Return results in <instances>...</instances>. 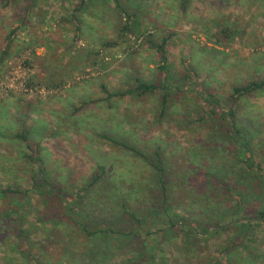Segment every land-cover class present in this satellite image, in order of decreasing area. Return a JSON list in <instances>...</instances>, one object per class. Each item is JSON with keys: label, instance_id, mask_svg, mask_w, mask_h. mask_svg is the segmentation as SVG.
<instances>
[{"label": "rangeland", "instance_id": "obj_1", "mask_svg": "<svg viewBox=\"0 0 264 264\" xmlns=\"http://www.w3.org/2000/svg\"><path fill=\"white\" fill-rule=\"evenodd\" d=\"M255 2L190 0L188 14L182 15L179 0H131L135 9L141 11L139 21L146 35L150 34L156 42L171 37L167 55L176 69L184 73L193 64L198 67L199 83L205 82L220 90L229 89L236 79L264 76V6L262 2ZM77 3L78 0H38L37 9L31 11L34 29L29 23L26 30H17L13 36L15 46L0 75V187L11 186L26 192L14 199L16 205H20L19 210L14 209L16 205L10 200L0 198V264H116L135 255L136 250L124 245L120 247L119 243L104 255H98L95 246L90 245L69 222L71 217L81 215L100 220L122 215L119 227L126 229L133 221L123 215V206H128L142 221L144 212L150 207L146 205L157 195L153 170L132 153L100 139L105 133L122 142L128 140L149 155L155 147H163L171 178L169 206L173 217L179 215L187 221L192 219L205 224L213 218V211L223 213L235 203L230 197H219V189L213 190L212 184L201 175L215 162L225 163L222 159L228 149L221 148L217 130L209 129L208 122L183 128V123L188 120L199 121L205 110L203 100L191 92L178 95L173 101L178 102L176 106L182 112L170 114L163 124L156 119L160 110L159 101H156L159 96L139 101L130 98L106 101L100 84H106L107 90L112 92L124 83L125 78L135 74H140L146 81L154 78L158 56L136 36L130 35L121 46L94 57L99 59V64L81 70L71 78L65 77L66 85L60 89H53L43 79L36 78L41 70V57L52 55L53 62L50 63L57 59L60 65L66 63L68 53L65 46L60 45L55 31L61 19L68 17ZM4 10L0 9V23H3L0 28L9 33L22 25L23 13L16 11L14 16ZM253 10H257L255 17ZM93 12H96L94 19L87 18L92 23V32L85 34L82 31L83 36L76 42L71 40L74 34H68L69 45L75 50L90 49L86 40L94 49H100L101 42L96 36L103 35L106 41L114 38L116 15L109 7ZM232 17L246 19L251 26L230 45L220 46L212 33L219 28L218 21L225 23ZM100 19L112 24L99 22ZM4 31H0V52L7 45ZM76 34L80 35V32ZM37 36L51 37L52 43L38 48L33 44ZM136 51L138 54L134 56ZM81 55L84 57L83 53ZM83 103L88 104L87 108L74 114V108ZM23 108V114L29 116V124L35 125L29 147L13 138L22 130L14 117ZM246 110L257 128L264 125V95L254 97L247 103ZM243 116L247 117L244 113ZM199 127L203 128L199 130ZM252 132L258 133L254 129ZM37 143H40L48 181L65 189L74 199L84 193L75 215L72 216L68 205L63 211L66 200H58L62 205L53 203L48 207L45 196L32 189L37 168L26 155L31 154ZM257 151L261 156L263 152L257 149L255 153ZM99 167L106 170L104 180L90 187ZM207 208L212 210L205 214L200 212ZM55 213L59 215L45 222ZM163 220L157 221L163 224ZM14 221H19L18 226L27 232L28 249L18 237ZM254 231L248 243L253 252L247 260L250 264H264V225ZM233 234L234 230L227 229L215 234L204 245L200 242L193 247L189 240L184 241L183 234L162 242L158 235L152 239L146 235L139 238L147 248L159 245L155 251L158 255L156 264H212L220 245ZM103 245L106 247L107 244Z\"/></svg>", "mask_w": 264, "mask_h": 264}, {"label": "trees", "instance_id": "obj_2", "mask_svg": "<svg viewBox=\"0 0 264 264\" xmlns=\"http://www.w3.org/2000/svg\"><path fill=\"white\" fill-rule=\"evenodd\" d=\"M179 1L181 14L187 15L190 9V0ZM258 1L262 2L264 6V0H256V2ZM37 6L38 0H0V9L4 8V13H12V15L16 11L23 13L20 27L11 30L9 33L0 28L1 32L4 31L6 33L4 40H7L5 50L0 52V75L3 72L6 61L11 56L12 48L15 46V38L13 36L17 30L20 28L26 30L29 23L34 22L31 15L33 12L31 11L37 9ZM134 6L131 0H128L127 3L125 0H78L68 17L61 19L59 28L55 31L61 42L60 45L65 46L64 49L68 53L66 63L63 65L58 64L57 61H60L59 59L54 61V63H50L53 60L52 55L41 57L39 59L41 70L36 78L43 79L53 89H60L66 85L65 77L71 78L75 73H79L81 70L85 71L87 68L99 64V59H93L94 57L103 55L104 51L121 46L127 42L130 35L136 36L137 40H141L142 43L145 42L158 56L156 60L157 67L153 72L154 78L146 81L140 74H135L132 77L125 78L124 83L120 84L112 92L107 90L106 84H100V90L105 94L106 101L115 102L117 99L125 98H130L131 101H139L150 96L154 98L159 96V100L156 101H159L160 110L156 115V119L160 124H163V122L167 121L170 114L178 115V113L182 112L181 108L176 106L178 102L173 101L177 99L178 95L191 92V94L203 100L205 110L202 111L199 121L188 120L183 123V128L187 129L190 126L208 122V124L210 123L209 129L217 130L216 132L220 136L219 139H221V148L226 147L228 149V151L224 152L226 157L222 159L225 163L215 162L213 166L211 165L212 167H208L207 171L201 175L212 184L213 190L219 189V197H230L235 203L227 209L228 211L223 213L213 211V218L205 224L192 219L187 221L184 218H180L179 215L173 217L169 206V194L172 188L171 178L166 165V152L163 147L161 145L155 147L152 155H149L143 150H138L128 140L122 142L114 139L113 135L105 133L102 136L100 135V139L108 142L113 147L132 153V155L138 157L153 170L155 174L153 184L156 187L157 195L154 199L152 197L150 203L146 205V207H150H148L149 210L144 212L145 216H143L142 221L138 220L137 214L129 210L128 206H123V215L133 221L126 229L119 227V222L123 219L122 215L111 220L93 219V217L87 218L85 215H81L79 218H76V216L75 218L71 217V221H68L70 225L73 224L72 226L78 228L90 245L95 246L98 255H104L111 247L116 248L118 243L120 247L124 245L131 248L132 251L136 250L134 252L135 255L131 259L116 264H156L158 255H155V251L159 249V245L147 248L139 236L146 235L148 239H152L155 235H158L162 242V240H170L173 235L180 236L183 234L186 237L184 241L187 242L189 240L193 247L199 245L200 242L204 245L215 234L222 233L227 229L234 230V234L226 243L220 245L218 256L212 260V264H250L247 259L253 251L248 246L249 238L256 228L264 225V125L257 128L253 119H250L248 115L250 113L247 112L246 107L247 103H250L254 97L264 95V76H250L249 79L245 80L236 79L229 89L224 90L210 87L205 82L199 83L198 67H194L192 64L184 70V73L178 71L167 55V47L171 43V37L162 38L161 42H156L150 34L146 35V31L139 21L142 17L141 11L135 9L136 7ZM105 7H109L110 12L116 15L113 40L106 41L102 37L103 35L96 36L101 42L100 49H94L95 47H91L92 45L86 40L85 43L90 49H84L85 47H83L81 50H75L73 46L69 45L68 34H74L71 40L76 42L83 36L84 31L85 34H87V31L92 32V23H89L87 18L94 19L96 12H91L93 10H102ZM256 14L257 10H253L254 17ZM20 19L18 20L20 21ZM101 21L105 24H112L109 20L100 19L99 22ZM138 22H140V26ZM250 23V21L241 17L236 19H233V17L229 18L225 23L218 21L217 26L219 28L212 33V36L215 38L216 44L228 46L236 38L248 32V28L251 26ZM1 24L3 25V23ZM34 24H31L32 30L34 29ZM11 25L6 27V29L8 30ZM76 32H80V35L76 34ZM42 36H37L38 39L33 43L38 48L43 44L52 43L51 37ZM82 53L84 57L81 55ZM133 54L134 56L137 55L138 51ZM190 55L192 56V54ZM87 106L88 104L86 103L79 107L76 106L73 113L78 114L80 111L85 110ZM23 110L24 108L19 109L17 116L14 117L15 123L22 127V130L16 133L13 138L29 147L30 134L34 131L35 125L29 124V116L28 114H23ZM243 113L249 118L244 117ZM202 128L199 127V130ZM253 129L258 132L257 135L252 132ZM39 146L40 143H37V146L31 149V154L26 155V159L37 168L36 175L33 178L32 189L45 196V204L48 207L53 203H59L58 200H66L65 206L62 208L63 211L68 205L73 213L72 216L75 215V212H78V203L82 200L84 193H79L77 198L74 199L65 189L57 187L48 181L45 176L46 170L44 169ZM257 149L259 152H263L261 156L258 155V151L255 153ZM192 155L197 159L199 158L194 152H192ZM105 175V168L99 167L98 173L91 180L90 187L100 184L104 180ZM25 193L11 186L0 187V198L7 199V202L10 200L15 205L17 201H14V199ZM53 199H55V202ZM19 207L16 205L14 209L19 210ZM207 210L212 209L207 208L206 210H200V212L205 214ZM55 214L49 215L45 222H50L54 216L59 215ZM160 218H164L163 224L157 221ZM18 222L14 221L19 232L18 237L22 239V244L28 249L26 241L28 240V234L25 229L18 226ZM103 244H107L106 247H103ZM184 250L183 247L181 250L182 254Z\"/></svg>", "mask_w": 264, "mask_h": 264}]
</instances>
